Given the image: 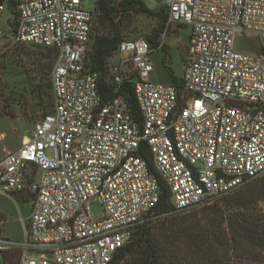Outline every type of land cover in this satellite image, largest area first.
<instances>
[{"label":"built area","instance_id":"obj_1","mask_svg":"<svg viewBox=\"0 0 264 264\" xmlns=\"http://www.w3.org/2000/svg\"><path fill=\"white\" fill-rule=\"evenodd\" d=\"M98 1L15 0L13 31L0 29V55L12 42L56 53L51 112L0 159V196L31 197L23 241L0 237L19 264H112L138 227L171 215L157 210L160 180L186 211L264 176V0H165L161 38L189 29L180 81L152 78L163 41L126 40L108 60L110 99L87 67Z\"/></svg>","mask_w":264,"mask_h":264},{"label":"trees","instance_id":"obj_2","mask_svg":"<svg viewBox=\"0 0 264 264\" xmlns=\"http://www.w3.org/2000/svg\"><path fill=\"white\" fill-rule=\"evenodd\" d=\"M114 1L99 0L95 4L92 47L87 54V67L100 74V91L105 99L113 96L111 86L107 83L108 60L124 41ZM119 1L118 8L123 14L156 15L145 7L142 0ZM14 5L15 0H8L9 8ZM163 32L164 25L153 30L149 41L154 49L160 46L159 39ZM50 52L53 54L50 61L52 64L56 53ZM166 55L163 57V66L168 71L171 83L177 84L180 80L167 66ZM41 66L47 67L46 64ZM120 94L125 97L135 118L141 120L132 87L126 84ZM51 99L53 104V94ZM145 158H151L147 152ZM160 184L162 197L158 212L171 213L170 217L188 212L175 211L170 203L168 189L163 181L160 180ZM259 188V193L243 189L209 209L187 213L183 221L172 219L163 223L158 231L168 235L164 237L165 245L159 244L160 240L152 227L153 222L138 227L131 242L120 250L112 264H131L128 258L132 259V264H264V180ZM26 197L31 200L29 195ZM177 231L181 233L178 235Z\"/></svg>","mask_w":264,"mask_h":264},{"label":"rangeland","instance_id":"obj_3","mask_svg":"<svg viewBox=\"0 0 264 264\" xmlns=\"http://www.w3.org/2000/svg\"><path fill=\"white\" fill-rule=\"evenodd\" d=\"M0 12V29L11 34L14 27L16 9L8 7ZM145 7L156 15L126 14L118 8L119 0L114 1L117 20L123 29V39L136 40L143 38L150 44L149 38L153 30L164 25L167 28V8L163 4L165 0H142ZM94 3L89 2L87 7L92 9ZM189 29L185 26H169L166 36H160V44L163 41L162 50H156L150 60L154 67L152 78L159 83H169L168 71L163 66V57L166 53L167 66H169L180 78L185 65L188 63ZM95 37V32L94 35ZM92 47V42L89 49ZM52 52L40 47L9 43L0 55V159L8 152L15 151L21 146L25 138L34 128L35 123L52 110V84L51 73L54 63H50ZM46 64L47 67L41 65ZM264 176L239 188L233 193L219 199H215L207 205L192 208L188 212L176 216L161 217L153 222L152 227L156 231L159 244L165 245L164 232H159L158 227L168 223L172 219L183 221L187 213H196L211 208L216 203H221L226 197L234 195L243 189H249L250 193H259V185ZM31 212V201L26 195H15L11 198L0 196V237H5L13 242L20 243L24 237V224H27ZM95 216L101 214L98 204L92 207ZM136 231V230H135ZM134 231V232H135ZM178 231H180L178 229ZM177 231V234L180 233ZM171 235V234H170ZM22 251L13 248L0 249V264H19ZM131 258L127 261L132 264ZM241 264V263H234Z\"/></svg>","mask_w":264,"mask_h":264},{"label":"bare ground","instance_id":"obj_4","mask_svg":"<svg viewBox=\"0 0 264 264\" xmlns=\"http://www.w3.org/2000/svg\"><path fill=\"white\" fill-rule=\"evenodd\" d=\"M25 141H27V138H25Z\"/></svg>","mask_w":264,"mask_h":264},{"label":"crops","instance_id":"obj_5","mask_svg":"<svg viewBox=\"0 0 264 264\" xmlns=\"http://www.w3.org/2000/svg\"><path fill=\"white\" fill-rule=\"evenodd\" d=\"M169 82H171V81L169 80Z\"/></svg>","mask_w":264,"mask_h":264},{"label":"water","instance_id":"obj_6","mask_svg":"<svg viewBox=\"0 0 264 264\" xmlns=\"http://www.w3.org/2000/svg\"><path fill=\"white\" fill-rule=\"evenodd\" d=\"M0 5H1V2H0Z\"/></svg>","mask_w":264,"mask_h":264}]
</instances>
